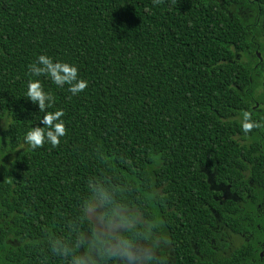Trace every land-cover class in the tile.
Masks as SVG:
<instances>
[{
	"label": "trees",
	"instance_id": "trees-1",
	"mask_svg": "<svg viewBox=\"0 0 264 264\" xmlns=\"http://www.w3.org/2000/svg\"><path fill=\"white\" fill-rule=\"evenodd\" d=\"M40 55L87 88L33 76ZM32 79L54 98L45 111L64 112L56 147L24 140L45 115ZM263 109L264 0H0V264L79 262L86 234L129 254L151 243L158 254L138 264H239L208 241L214 211L231 226L235 204L215 200L204 169L245 183L233 154L260 133L264 147ZM243 111L262 127L244 133ZM94 200L108 233L87 215Z\"/></svg>",
	"mask_w": 264,
	"mask_h": 264
},
{
	"label": "flooded vegetation",
	"instance_id": "flooded-vegetation-1",
	"mask_svg": "<svg viewBox=\"0 0 264 264\" xmlns=\"http://www.w3.org/2000/svg\"><path fill=\"white\" fill-rule=\"evenodd\" d=\"M257 94L259 99L250 106L252 109L262 111V90H258ZM232 137V143L234 144H243L244 146L247 143L245 138L235 139L234 135ZM255 144L257 145L255 148L243 147L233 154L236 160L235 168L246 180L244 184L233 179L228 183H224L223 177L218 176L219 169L217 167L214 170L212 169L213 174H210L207 168L204 169L209 175L211 186L214 187L215 200L219 203L228 201L235 204L233 217H231V226L222 220L217 211H214L213 223L210 226L214 225V228L220 231V236L217 235V239L211 237L208 241L214 246H216L217 241H221L222 245L216 247L221 249L223 253L232 255V257H234V251L238 250L237 258L239 264H264V198H262V187H264V175H262L264 174V147L262 146V133L256 139ZM224 160L228 159L225 158ZM251 187L259 188V190H255L253 195H250L249 188ZM237 209H241L243 215L239 217V223L236 225L234 218ZM202 224L203 222L199 219L200 228H202ZM84 238L85 245L79 246L80 261L76 262L73 259L68 261V259L65 264H98V259L102 254L98 255L99 250H103V254H108L110 258H114L117 264H138L139 255L143 259L145 255L156 256L158 254L157 249L151 243L150 247L143 246L139 248L142 252H139V250L134 251L136 246L134 244L131 247V254H129L127 248L123 249L118 244H114L113 239L109 243L103 242L98 245L89 236H84ZM249 243L254 245V248L251 249L252 252L246 249ZM166 262L167 264H175L171 263L170 260ZM155 264L163 263L158 261Z\"/></svg>",
	"mask_w": 264,
	"mask_h": 264
},
{
	"label": "clouds",
	"instance_id": "clouds-1",
	"mask_svg": "<svg viewBox=\"0 0 264 264\" xmlns=\"http://www.w3.org/2000/svg\"><path fill=\"white\" fill-rule=\"evenodd\" d=\"M160 2L161 0H154V4H159ZM29 70L33 76L44 75L49 77L57 86L62 87L65 84L69 85V91L73 94L83 91L88 86L86 80L78 78V69L74 65L62 61L54 62L52 58L47 55L38 56L36 62L29 66ZM26 94L33 104L39 106V111L45 112V115L40 121L43 127L36 126L28 131L24 137L25 142L32 149L43 147L46 140L53 147H56L60 143V138L66 135L65 124L61 119L64 116L63 110H56L54 112L45 111L46 108L50 106V103L53 102L54 98L50 93L44 91L43 85L38 79L28 81ZM240 126L242 131L247 134L253 129L261 128L262 124L252 119L251 112L243 111L241 113ZM90 219L94 224L96 223L93 218ZM103 223L107 224L104 219ZM95 225L98 227L97 223ZM85 236L89 235L86 234ZM83 240L85 242L84 237ZM79 246L80 244L77 245L78 249ZM100 254L99 250L98 255Z\"/></svg>",
	"mask_w": 264,
	"mask_h": 264
},
{
	"label": "rangeland",
	"instance_id": "rangeland-1",
	"mask_svg": "<svg viewBox=\"0 0 264 264\" xmlns=\"http://www.w3.org/2000/svg\"><path fill=\"white\" fill-rule=\"evenodd\" d=\"M88 216L90 218H93L97 222L98 228L101 232L108 233L110 231V226L107 224L103 225L99 220V218H101V205L99 201L94 200L90 205V207L88 208Z\"/></svg>",
	"mask_w": 264,
	"mask_h": 264
},
{
	"label": "water",
	"instance_id": "water-1",
	"mask_svg": "<svg viewBox=\"0 0 264 264\" xmlns=\"http://www.w3.org/2000/svg\"><path fill=\"white\" fill-rule=\"evenodd\" d=\"M258 55V54H257Z\"/></svg>",
	"mask_w": 264,
	"mask_h": 264
}]
</instances>
